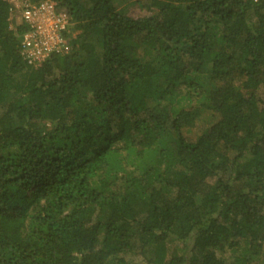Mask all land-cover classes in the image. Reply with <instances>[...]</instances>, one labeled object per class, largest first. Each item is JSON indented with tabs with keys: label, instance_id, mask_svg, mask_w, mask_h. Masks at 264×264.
Listing matches in <instances>:
<instances>
[{
	"label": "trees",
	"instance_id": "1",
	"mask_svg": "<svg viewBox=\"0 0 264 264\" xmlns=\"http://www.w3.org/2000/svg\"><path fill=\"white\" fill-rule=\"evenodd\" d=\"M52 1L31 65L0 0V264L264 262V0Z\"/></svg>",
	"mask_w": 264,
	"mask_h": 264
},
{
	"label": "built area",
	"instance_id": "2",
	"mask_svg": "<svg viewBox=\"0 0 264 264\" xmlns=\"http://www.w3.org/2000/svg\"><path fill=\"white\" fill-rule=\"evenodd\" d=\"M7 1L9 19L26 25L21 52L27 63L37 65L52 54L69 50V39L74 35L72 23L68 14L58 10L52 0Z\"/></svg>",
	"mask_w": 264,
	"mask_h": 264
},
{
	"label": "rangeland",
	"instance_id": "3",
	"mask_svg": "<svg viewBox=\"0 0 264 264\" xmlns=\"http://www.w3.org/2000/svg\"><path fill=\"white\" fill-rule=\"evenodd\" d=\"M146 3L144 0H118L117 8L123 10L127 15L131 17H140L150 14V10L145 6ZM206 117V115H205ZM197 130H192L191 135L196 134ZM167 251L171 252L173 249H177L179 243L173 240H168L166 243ZM178 245V246H177ZM155 256L153 253H146L145 255H133L132 263L133 264H154L152 262V257ZM264 256V252L261 253V257ZM264 264V262H260Z\"/></svg>",
	"mask_w": 264,
	"mask_h": 264
}]
</instances>
